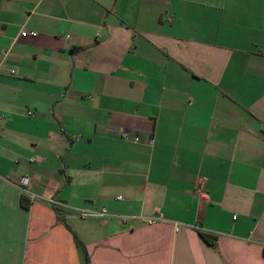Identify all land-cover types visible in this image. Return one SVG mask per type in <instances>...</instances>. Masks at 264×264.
I'll return each instance as SVG.
<instances>
[{
  "label": "crops",
  "instance_id": "0c3cea01",
  "mask_svg": "<svg viewBox=\"0 0 264 264\" xmlns=\"http://www.w3.org/2000/svg\"><path fill=\"white\" fill-rule=\"evenodd\" d=\"M74 236L264 264V0H0V264H84Z\"/></svg>",
  "mask_w": 264,
  "mask_h": 264
},
{
  "label": "built area",
  "instance_id": "2783aa9c",
  "mask_svg": "<svg viewBox=\"0 0 264 264\" xmlns=\"http://www.w3.org/2000/svg\"><path fill=\"white\" fill-rule=\"evenodd\" d=\"M21 34L22 35L34 34V32L21 30ZM121 138L124 139V140H127V141H132V142H142L140 137H138L137 135L131 134L129 132H126V131L121 133ZM152 141H153L152 137H147L146 140H144V143L151 144ZM29 182H30L29 176H27V175L22 176L19 179L18 187H19V189L22 192L28 194V197L31 200L34 196H33V194L27 192V187L29 186ZM50 202L53 203L56 206H62V204H60L59 202H57L55 200H50ZM106 215H107V212H106L105 209H101L99 211L87 210V211L81 212V216L82 217H86V216H106ZM161 218H162L161 214H158V215H155V216H150L146 220L148 222H150V223H153V222H155V221H157L158 219H161ZM176 229H178V226L176 227Z\"/></svg>",
  "mask_w": 264,
  "mask_h": 264
},
{
  "label": "trees",
  "instance_id": "16d2710c",
  "mask_svg": "<svg viewBox=\"0 0 264 264\" xmlns=\"http://www.w3.org/2000/svg\"><path fill=\"white\" fill-rule=\"evenodd\" d=\"M30 202H31L30 198L26 196L24 193H21L20 204L23 207L28 208L30 205ZM198 233L203 238V240L207 242L210 246L216 247L217 245V235L216 234L206 232V231H201V230L198 231ZM74 241L77 246L81 247V250L83 252L84 264H89V257H88V254L84 246L82 245V243L76 236H74Z\"/></svg>",
  "mask_w": 264,
  "mask_h": 264
}]
</instances>
